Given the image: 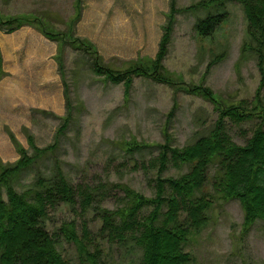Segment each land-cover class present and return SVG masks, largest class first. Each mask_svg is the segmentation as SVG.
I'll use <instances>...</instances> for the list:
<instances>
[{
	"label": "trees",
	"instance_id": "trees-1",
	"mask_svg": "<svg viewBox=\"0 0 264 264\" xmlns=\"http://www.w3.org/2000/svg\"><path fill=\"white\" fill-rule=\"evenodd\" d=\"M179 1L170 2L157 58L127 67L111 65L92 41L79 36L81 0H75L72 15L61 22L38 10L8 19L0 15V31L32 26L58 44L56 61L66 100L52 143L35 146L29 135L31 149H26L7 130L20 157L10 164L0 158V264H193L191 238L209 224L216 202L238 201L244 229L264 222V0H190L186 6ZM233 6H241L247 24L241 55L256 58L260 86L253 100L240 102L192 86L191 93L214 104L217 117L182 146L168 132L164 144L135 139L113 143L115 152L106 162L117 171H143L150 195L65 158L71 133H81L78 122L86 110L72 97L69 62L76 66L74 76L83 71L103 75L105 83L126 84V93L136 77L180 84L165 66L179 18L193 17L196 32L208 39L228 21ZM1 63L0 56V68ZM227 123L236 127L230 134ZM237 131L243 143L237 142ZM255 182L261 191L249 194L246 186Z\"/></svg>",
	"mask_w": 264,
	"mask_h": 264
},
{
	"label": "rangeland",
	"instance_id": "rangeland-1",
	"mask_svg": "<svg viewBox=\"0 0 264 264\" xmlns=\"http://www.w3.org/2000/svg\"><path fill=\"white\" fill-rule=\"evenodd\" d=\"M81 1L84 14L77 24L78 34L95 43L105 61L127 67L157 58L171 0H108L106 4L94 3L105 0ZM74 2L0 0V15L8 19L38 10L50 12L61 22L72 15ZM189 4L190 0L179 1L180 6ZM230 9L228 21L208 39L196 32L193 17L179 18L165 66L180 84L167 85L136 77L133 89L126 93V84L105 83L101 79L103 75L97 77L83 71L74 76L76 66L69 62L67 75L72 84V97L74 102H83L86 110L78 122L81 133H71L72 143L66 148L65 158L150 195L143 171L130 167L117 171L106 162L115 152L113 143L135 139L139 143L164 144L168 132L174 143L182 146L202 133V128L211 127L217 117L214 104L191 93L192 86L207 88L216 96L238 102L253 100L260 86L256 58L241 55L247 26L241 6ZM4 33H0L4 58L0 69V158L10 164L20 156L7 130L26 149H31L29 135L33 136L35 146L52 143L59 118L66 114V100L55 59L57 43L49 42L41 50L30 52L22 37L18 52L10 44L13 32ZM31 60L41 63L27 68ZM44 111L54 115L48 116ZM227 124V133L235 131V126ZM246 132L251 134V128ZM237 133L234 134L237 142L243 143L245 138ZM256 183L246 186L249 194L261 191L262 186ZM185 199L180 196L179 201ZM212 207L209 224L191 238L194 242L190 249L195 251L193 264H264V222L244 229V213L238 201L223 199Z\"/></svg>",
	"mask_w": 264,
	"mask_h": 264
},
{
	"label": "crops",
	"instance_id": "crops-1",
	"mask_svg": "<svg viewBox=\"0 0 264 264\" xmlns=\"http://www.w3.org/2000/svg\"><path fill=\"white\" fill-rule=\"evenodd\" d=\"M108 2H109L108 0H105L104 2L95 1L94 3H105L106 4ZM2 35H7V34H2ZM11 35L13 37V40L11 39L12 42H10L11 47L13 51L15 50L18 52L21 51L19 50V48L21 47L22 37L24 38L22 42L25 44L26 48H28V51L30 52L32 51L34 52V50L36 49L41 50L43 44H48L50 42L49 40L45 39L39 31L31 27L22 28L12 33ZM27 63L28 64L30 63L29 65H26L27 68H35L36 66L40 65L41 61L31 60L30 62H27Z\"/></svg>",
	"mask_w": 264,
	"mask_h": 264
}]
</instances>
